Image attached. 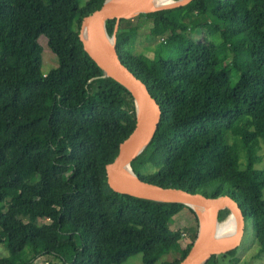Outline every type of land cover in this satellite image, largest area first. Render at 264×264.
Segmentation results:
<instances>
[{"label":"trees","instance_id":"trees-1","mask_svg":"<svg viewBox=\"0 0 264 264\" xmlns=\"http://www.w3.org/2000/svg\"><path fill=\"white\" fill-rule=\"evenodd\" d=\"M105 1L0 0V245L9 253L0 264L44 256L123 264L138 255L157 264L173 251L179 256L161 264H179L197 239L199 229L187 244L170 229L186 212L198 224L191 208L108 186L106 166L135 130L136 107L124 87L101 78L79 37L83 18ZM140 18L162 40L152 57L134 51ZM116 24L107 22L110 36ZM42 37L60 64L45 77ZM117 51L162 110L134 173L163 188L229 195L264 258V0H194L122 20ZM236 254L205 264H231Z\"/></svg>","mask_w":264,"mask_h":264},{"label":"water","instance_id":"water-1","mask_svg":"<svg viewBox=\"0 0 264 264\" xmlns=\"http://www.w3.org/2000/svg\"><path fill=\"white\" fill-rule=\"evenodd\" d=\"M193 1L171 0L169 4L161 5L160 0H106L100 9L83 18L79 34L85 52L103 72L101 78H110L120 84L132 95L136 104V128L120 145L115 160L106 166L108 186L118 194L137 199L181 204L195 213V208L209 212V219L205 224L196 213L199 219L198 236L188 255L179 264H205L214 256L237 250L242 244L247 221L239 203L229 195L211 198L182 189L163 188L141 180L134 173L132 162L154 139L161 122L162 110L148 86L121 61L117 51V32L122 20L184 8ZM110 20L117 21L113 36L109 35L106 27ZM225 210L230 214L221 221V214ZM230 221L235 224L232 239L222 235L220 231V226Z\"/></svg>","mask_w":264,"mask_h":264},{"label":"rangeland","instance_id":"rangeland-1","mask_svg":"<svg viewBox=\"0 0 264 264\" xmlns=\"http://www.w3.org/2000/svg\"><path fill=\"white\" fill-rule=\"evenodd\" d=\"M87 0H80L81 6H84ZM200 21V20H199ZM137 28L138 39L136 41V48L134 51L138 54H144L148 57L153 56V52L157 50L158 45L162 41L160 38H153L150 36L149 28L152 26V20L147 18H140L133 25ZM219 41V40H217ZM40 44L44 49V54L42 57L41 72L45 77L53 70H57L60 67L58 58L50 51L46 38L42 37L40 39ZM238 80L236 75L232 76V84L234 85ZM260 155L264 158V147L260 152ZM259 169L264 168L263 162L257 165ZM199 221V219H198ZM40 223H48L45 220H40ZM170 229L177 231L180 229L185 234L186 244L191 241L192 234L199 229V223L197 224L194 217L188 212L184 214V217L178 222L174 220L170 224ZM256 240L254 236V231L251 224L246 225L245 234L241 246L236 250V258L233 259L231 264H264V258H256ZM173 251L170 255L163 256L160 258L157 264H161L165 261H173L178 254ZM9 255L7 249L4 245H0V258L7 257ZM61 264L56 258L52 256H44L39 258L34 264ZM123 264H144L142 255H138L128 259ZM220 264H230V259L222 260Z\"/></svg>","mask_w":264,"mask_h":264},{"label":"bare ground","instance_id":"bare-ground-1","mask_svg":"<svg viewBox=\"0 0 264 264\" xmlns=\"http://www.w3.org/2000/svg\"><path fill=\"white\" fill-rule=\"evenodd\" d=\"M171 0H160L161 5H167L170 3ZM136 105V104H135ZM195 211L199 217V219L202 221L203 224L207 222L209 219V212L208 210H204L201 208H195ZM220 231L222 235L228 236L229 238H233L235 235V224L233 221H230L228 223H223L220 226Z\"/></svg>","mask_w":264,"mask_h":264}]
</instances>
